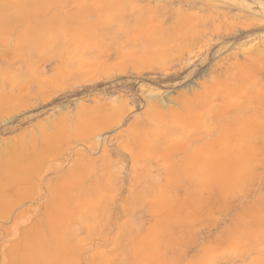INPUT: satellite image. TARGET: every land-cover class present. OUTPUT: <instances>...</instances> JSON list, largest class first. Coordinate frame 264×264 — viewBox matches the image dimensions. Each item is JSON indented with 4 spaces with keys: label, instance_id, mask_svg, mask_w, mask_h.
<instances>
[{
    "label": "rangeland",
    "instance_id": "rangeland-1",
    "mask_svg": "<svg viewBox=\"0 0 264 264\" xmlns=\"http://www.w3.org/2000/svg\"><path fill=\"white\" fill-rule=\"evenodd\" d=\"M152 35L163 56L111 72ZM118 97L130 110L97 142L40 140ZM6 160L21 176L0 172V264H264V0H0Z\"/></svg>",
    "mask_w": 264,
    "mask_h": 264
},
{
    "label": "bare ground",
    "instance_id": "bare-ground-1",
    "mask_svg": "<svg viewBox=\"0 0 264 264\" xmlns=\"http://www.w3.org/2000/svg\"><path fill=\"white\" fill-rule=\"evenodd\" d=\"M164 35H165V33H164ZM151 37H153V35ZM158 38L161 39V37H158ZM158 38L154 39V37L153 38L149 37L148 39H145L143 42L139 43V45H138L139 47L137 49H131V54L130 55L128 54L129 55L128 61L130 62V64L126 65L123 68H120L118 70H113L111 72H115V75H117V76L126 75L128 73L139 74L141 72V67L143 66L142 64L139 63L140 59L144 60V59L158 58V57L163 56V53L165 54V52H167L166 51L167 49H165V47L163 46L164 42L162 40H159ZM167 39H169V38H167ZM168 49H169V47H168ZM87 54H88L87 52L83 53V51H81L80 49L79 50L77 49V51L75 52V61L69 64L71 66L69 68L75 69L76 71L80 72L83 75V77H85V78L87 77L88 79H92L97 74H92L91 71L89 70L90 69L89 68L90 63L88 62L87 57L85 56ZM162 59H163V57H162ZM144 67L148 68V66H144ZM85 72H88L89 75L87 74L88 75L87 76L85 74ZM104 75H105V77H112L113 73L109 72V74H104ZM88 79H86V80H88ZM139 96H140L141 100L143 101V103L146 105V107L152 108V109L154 108L155 110H158L159 112H161L163 114L167 113V114L171 115L172 111H171L170 107L166 106V103L163 101L162 96L160 94H158V93L154 94V92L151 89H147L146 91L141 92L139 94ZM130 107H131V105L129 104L127 99L121 98V97L111 99V101H108V102H99L97 104H92V105L81 103L79 101L75 105V111L74 112H70V114L56 118L57 121L49 120L50 124H48L46 126H41V128L39 129V132H38L39 138H40V140H42L43 143H45V144L47 143V145L52 144L51 146H54V145L60 146L62 141H64V139L66 140V138H68L67 136H69L67 134L66 138L63 139V137L66 133L75 134L76 135L75 138L77 139V141L79 140V138L83 141V138H81V137L85 138V135H86L85 132L89 131L91 128L98 125L100 120L104 119V115L108 116L105 119L108 121L107 124H112L111 126L113 127L114 125L121 122L122 119H124L123 116H125L126 112L130 110ZM119 112H121V115H122L121 117L116 118V119H110L114 114H118ZM90 132H87L86 136H88V138H89V134L93 135V136L96 134L95 131L94 132L92 131L95 134H92ZM78 134H85V135L79 136ZM93 136H91V139H93L92 141L95 143L96 140H94V138H97V136L96 137L95 136L93 137ZM72 138H73V136H72ZM85 139H84V141L89 140V139H87V137ZM103 140H102V142H103ZM63 143H62V145H63ZM44 147H46V146L44 145ZM57 149H58V147H57ZM5 162H9L10 164L8 163V165H5V163L2 162V163H4V166H2V167L0 166L1 174H6L9 177V179H11V180L18 179L19 176H21V175L18 174V169L16 168L17 166L15 167V165L12 164L11 161L6 160ZM12 162H13V160H12ZM61 206H62V204H61ZM25 244H27V243H25ZM37 246H38V243H37ZM31 247H33V246H31ZM26 248H27V246H26ZM36 250H37V248H36ZM29 251L31 252V249H29ZM31 253H28V255H30ZM39 254H41V253H39ZM33 255H32V257H35V255L34 256ZM38 257L39 256H37V258L35 257L36 261H39L40 257L39 258ZM15 260H16V258L14 259V261ZM26 260H27V258H26ZM32 260L34 261V259H32ZM28 261H30V260L28 259ZM41 263L42 262H40V264Z\"/></svg>",
    "mask_w": 264,
    "mask_h": 264
}]
</instances>
